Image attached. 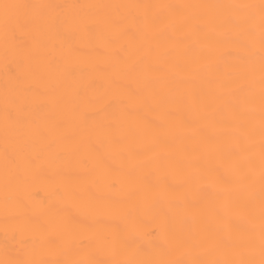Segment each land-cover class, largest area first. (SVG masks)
<instances>
[{"label":"snow or ice","instance_id":"snow-or-ice-1","mask_svg":"<svg viewBox=\"0 0 264 264\" xmlns=\"http://www.w3.org/2000/svg\"><path fill=\"white\" fill-rule=\"evenodd\" d=\"M0 59V264H264V0H0Z\"/></svg>","mask_w":264,"mask_h":264},{"label":"bare ground","instance_id":"bare-ground-1","mask_svg":"<svg viewBox=\"0 0 264 264\" xmlns=\"http://www.w3.org/2000/svg\"><path fill=\"white\" fill-rule=\"evenodd\" d=\"M55 2H76V0H55ZM80 3L89 2H118V0H79ZM217 2V0H212ZM5 69L3 61L0 59V84L3 83ZM30 196L34 202H47L52 196V189L46 183H37L29 189ZM140 228L145 233L146 238H151V234L158 231L159 225L154 217L150 214L143 215L140 219ZM3 240V235L0 233V242Z\"/></svg>","mask_w":264,"mask_h":264}]
</instances>
